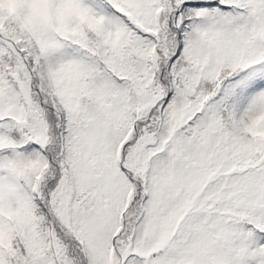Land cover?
Masks as SVG:
<instances>
[{"label": "snow or ice", "instance_id": "snow-or-ice-1", "mask_svg": "<svg viewBox=\"0 0 264 264\" xmlns=\"http://www.w3.org/2000/svg\"><path fill=\"white\" fill-rule=\"evenodd\" d=\"M0 264H264V0H0Z\"/></svg>", "mask_w": 264, "mask_h": 264}]
</instances>
